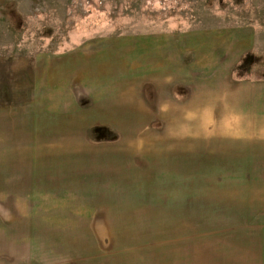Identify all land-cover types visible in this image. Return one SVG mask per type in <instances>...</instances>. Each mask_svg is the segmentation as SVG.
<instances>
[{
  "label": "rangeland",
  "instance_id": "rangeland-1",
  "mask_svg": "<svg viewBox=\"0 0 264 264\" xmlns=\"http://www.w3.org/2000/svg\"><path fill=\"white\" fill-rule=\"evenodd\" d=\"M0 264H264V0H0Z\"/></svg>",
  "mask_w": 264,
  "mask_h": 264
}]
</instances>
